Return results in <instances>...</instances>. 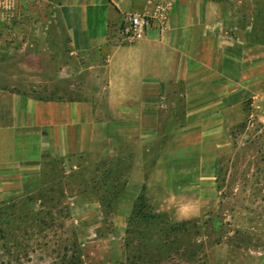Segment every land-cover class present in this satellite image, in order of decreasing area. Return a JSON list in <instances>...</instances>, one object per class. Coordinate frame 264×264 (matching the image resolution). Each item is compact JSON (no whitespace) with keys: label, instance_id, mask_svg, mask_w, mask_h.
I'll list each match as a JSON object with an SVG mask.
<instances>
[{"label":"rangeland","instance_id":"obj_1","mask_svg":"<svg viewBox=\"0 0 264 264\" xmlns=\"http://www.w3.org/2000/svg\"><path fill=\"white\" fill-rule=\"evenodd\" d=\"M206 1L230 40L242 28L264 41V0ZM16 73V1L0 0V89L26 91ZM49 78L30 88L34 97H85L54 93L70 87ZM180 94L171 99L181 127L165 130L187 129ZM262 97L230 105L227 133L217 130L196 146L163 150L156 140L141 149V138L131 136L120 140L118 155L46 162L19 193L16 180H6L0 264H264ZM184 204L190 210L179 214Z\"/></svg>","mask_w":264,"mask_h":264},{"label":"crops","instance_id":"obj_2","mask_svg":"<svg viewBox=\"0 0 264 264\" xmlns=\"http://www.w3.org/2000/svg\"><path fill=\"white\" fill-rule=\"evenodd\" d=\"M15 1L16 80L27 90L0 89V184L15 179L16 193L46 162L118 155L123 138H141V149L156 140L163 150L199 145L227 133L230 105L264 98V41L242 28L230 40L206 0H175L165 28L155 21L132 44L121 42L120 24L132 13L151 14L157 0H27L29 8ZM49 77L70 87L54 93L85 97H34L30 88L49 85ZM176 90L183 131L165 130L182 124Z\"/></svg>","mask_w":264,"mask_h":264},{"label":"built area","instance_id":"obj_3","mask_svg":"<svg viewBox=\"0 0 264 264\" xmlns=\"http://www.w3.org/2000/svg\"><path fill=\"white\" fill-rule=\"evenodd\" d=\"M174 1L175 0H157L155 4H153V12L151 14H129L118 28V35L120 36L121 42L132 44L135 41L141 40L144 35H146L147 31L152 28L155 21L159 22L161 25L160 28H165L164 23ZM261 100L260 105L257 106V110L264 116V98ZM252 118L253 114L250 116V119Z\"/></svg>","mask_w":264,"mask_h":264},{"label":"clouds","instance_id":"obj_4","mask_svg":"<svg viewBox=\"0 0 264 264\" xmlns=\"http://www.w3.org/2000/svg\"><path fill=\"white\" fill-rule=\"evenodd\" d=\"M190 210V205H187V204H184V205H181L179 208H178V213L179 214H184L186 213L187 211Z\"/></svg>","mask_w":264,"mask_h":264},{"label":"trees","instance_id":"obj_5","mask_svg":"<svg viewBox=\"0 0 264 264\" xmlns=\"http://www.w3.org/2000/svg\"><path fill=\"white\" fill-rule=\"evenodd\" d=\"M145 220V219H144Z\"/></svg>","mask_w":264,"mask_h":264}]
</instances>
